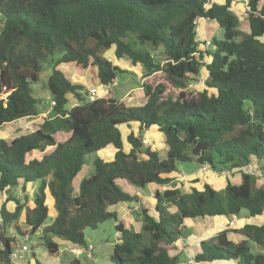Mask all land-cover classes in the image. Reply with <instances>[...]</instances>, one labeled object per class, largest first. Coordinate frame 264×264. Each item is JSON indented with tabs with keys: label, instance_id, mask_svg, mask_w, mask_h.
Segmentation results:
<instances>
[{
	"label": "trees",
	"instance_id": "1",
	"mask_svg": "<svg viewBox=\"0 0 264 264\" xmlns=\"http://www.w3.org/2000/svg\"><path fill=\"white\" fill-rule=\"evenodd\" d=\"M206 2L0 0V96L5 95L0 98V129L41 114L31 85L39 81L43 65L52 69L47 118L33 132L0 139V264H11L16 236L29 242L41 230L38 241L55 256L62 246L87 248L84 230H96L110 219L117 221L110 264H179L174 244L186 220L235 218L242 211L263 220L222 229L201 241L193 263L264 264V254L250 248L264 249V42L259 40L264 36V0H248L247 32L232 13L231 0L204 7ZM196 19L221 31L219 38L216 32L208 38L209 49L197 38ZM112 48L116 59L142 67L138 106L116 98L90 100L84 85L63 74L61 66L91 67L105 88L125 73L103 57ZM201 69L205 88L188 91L189 78ZM121 127L129 130L125 141ZM149 131L163 137L164 158L143 145ZM109 147L112 160L96 156L93 172L74 191L85 156ZM192 163L214 172L226 170L238 182L228 181L222 193L208 185L188 193L155 192L152 208L141 207L138 231L108 211L138 202L116 180L148 191L152 185L168 184L165 176ZM249 165H254V174L245 171ZM33 186L28 200L27 188ZM17 189L23 201L15 197ZM48 199L56 215L44 225ZM228 233L242 239L234 243ZM32 262L42 264L34 255ZM66 264L84 263L75 258Z\"/></svg>",
	"mask_w": 264,
	"mask_h": 264
},
{
	"label": "rangeland",
	"instance_id": "2",
	"mask_svg": "<svg viewBox=\"0 0 264 264\" xmlns=\"http://www.w3.org/2000/svg\"><path fill=\"white\" fill-rule=\"evenodd\" d=\"M233 12L237 15L239 20L240 28L245 27V17L246 10L243 8L242 11H238L232 6ZM202 22H198L197 31H198V39H204L203 33L201 34V25ZM209 29L205 31L206 35L210 36L211 33L208 32ZM208 36L206 38H208ZM216 37L221 36V31H217L215 34ZM260 41L264 42V36H262ZM108 61H110L113 65L119 67L123 73L119 78H117L112 84L109 86V89H105L102 87L97 78L94 68L81 69L73 64L68 66H62L63 74L66 78H69L74 83H81L84 87L89 90L94 88L96 90L95 98H116L120 100L123 104L127 106H138L142 103V92H141V84L144 82V72L140 65L133 66L126 59H116L114 57V49H110L104 55ZM155 59L157 61L162 62L163 58L160 54H155ZM52 72L51 67L46 64L43 65V69L39 75V81L35 84L31 85L32 95L34 98L38 99V109L41 111V114L34 118H26L21 121H17L15 123H9L3 126L0 129V139H4L6 141H10L16 137H19L24 134H28L33 132L38 128V126L43 122L44 119L47 118L49 109V100L47 97V80ZM66 72V73H65ZM71 75H70V74ZM205 81V74L203 69H201L200 74L198 76H192L188 80L187 90L199 92L202 91ZM173 88L170 87V91ZM174 91H177L174 89ZM5 97V95L0 96V98ZM89 97V94H88ZM69 104L72 105L75 101L69 97ZM132 130L136 131V126H132ZM122 137H124L128 133V128L121 127L120 128ZM142 143L144 146L148 147L150 151H154L158 153L159 157L162 159L165 157L166 153V145L164 143L163 137L158 134L156 131L147 132L143 139ZM125 148L127 149V144L125 142ZM114 150L110 147L102 151L101 153L95 155H86L85 163L81 168L80 173L76 176L72 183V187L74 191H77L78 184L81 179L88 177L93 172V159L98 156L103 161L112 160ZM184 170V171H183ZM179 168L178 171L165 176L169 178L171 181L166 185L153 186V188H149V190L138 191L134 189L131 185H129L124 180H116V185L124 192L136 198L138 202L133 204H119L118 206L109 207L108 211L112 212L115 209L117 213L118 221H122L127 228H130L134 231H138L141 227V207H151L155 204L156 197L155 192L160 195L165 190L177 189L181 193H188L192 189H196L198 191L203 190L204 185H208L215 191L222 193L224 191L225 185L228 181L237 183L238 178L232 177L229 175L228 171L224 170L219 172H214L209 170L207 167H197L195 164H186L184 167ZM245 171L248 173H255L254 165H249ZM28 200L32 198L33 191L35 190V186L28 187ZM155 191V192H154ZM23 194L19 189L15 191V197L23 201ZM2 199L0 197V205L2 203ZM31 202V201H30ZM10 208H13V204L10 203ZM46 206L48 208V217L44 223V225H48L51 223L53 218L56 215V211L53 207L52 199H48L46 202ZM210 219L208 218H198L195 220H186L185 223L189 222V226L187 225V229L183 228L182 236L174 244L176 251L174 254H177L181 260L180 264H195L193 263L192 258H189V250L193 245H198L201 240L209 239L215 235L216 232L222 229H240L244 224H260L263 220V217L250 218L247 216L245 211H242L238 217L224 218V217H216L214 222L209 226ZM221 221V223H219ZM117 221L113 219L106 220L102 224L98 225L96 230L86 229L84 230V239L86 245H90L92 247L91 258L85 259V253L75 254V252L68 250L65 246H62L59 250V253L55 256L49 255L45 248L41 245V242L38 241V238L41 236V230L38 231L36 235L30 236V241L24 239L21 242V238L16 236V244L14 248H17L18 245H26L28 246V252H25L19 258H11V264H33L32 263V255L41 262L42 264H66V262L78 259L84 264H110L109 255L112 248V245L116 241L117 232L115 231V225ZM22 229L26 227L24 225H20ZM208 227V228H205ZM10 235H14V230L10 229ZM228 239L234 243L239 242L242 238L237 234L228 233ZM29 239V238H28ZM19 248V247H18ZM252 253H260L264 254V249L257 247L255 245L250 244ZM191 260V261H189Z\"/></svg>",
	"mask_w": 264,
	"mask_h": 264
},
{
	"label": "built area",
	"instance_id": "3",
	"mask_svg": "<svg viewBox=\"0 0 264 264\" xmlns=\"http://www.w3.org/2000/svg\"><path fill=\"white\" fill-rule=\"evenodd\" d=\"M239 1H241V3L244 5V7H245V9L247 11L248 10V0H239ZM209 4H211L210 0H207V2L204 4V7H208ZM200 20L201 19H196L195 20V26H196L197 34H198L197 26H198V22H200ZM203 41H204V44L202 45V48L203 49H209L210 46H211V43H210L209 39H204ZM110 85L105 86V89H109ZM96 93L97 92H96V90L94 88L89 89L88 90L89 99L90 100L96 99L95 98L96 97ZM18 247L17 248H13V251H12V253L10 255V258H19L22 255H24L25 252H28V250H29L28 246H26V245H18ZM68 250L75 252V254L85 253V258L86 259H91L92 247L90 245L87 248L68 247Z\"/></svg>",
	"mask_w": 264,
	"mask_h": 264
},
{
	"label": "crops",
	"instance_id": "4",
	"mask_svg": "<svg viewBox=\"0 0 264 264\" xmlns=\"http://www.w3.org/2000/svg\"><path fill=\"white\" fill-rule=\"evenodd\" d=\"M224 2V0H210V3L211 4H222ZM231 11H232V13L237 17V15L233 12V10H232V6H234V8L235 9H237L238 11H242V9L244 8L245 9V7H244V5L241 3V1H239V0H231ZM246 10V9H245ZM238 18V17H237ZM245 21H246V19H245ZM200 22H202L201 23V25H200V28H201V34L203 33V36H204V39H208L210 36H208V35H206V33H205V31L207 30V29H209L208 30V32H210L211 34H213V33H215L216 31H215V26L214 25H211L210 23H208L206 20H204V19H201L200 20ZM241 30L242 31H244V32H247L246 30H245V28H244V26H243V28H241ZM208 36V38H206ZM197 38H198V34H197ZM204 39H201L202 41L204 40ZM200 40V39H199ZM61 69H62V66H61ZM66 73V72H65ZM70 74V73H69ZM71 75V74H70ZM69 79V78H68ZM70 80V79H69ZM34 118V117H33ZM23 120V119H22ZM19 121H21V120H19ZM17 122V121H16ZM12 123H15V122H12ZM153 186L154 185H152V186H150L149 188H153ZM135 189V188H134ZM140 191V190H139ZM155 192V191H154ZM127 205H129V204H127ZM149 207V206H148ZM114 208V207H113ZM112 211H114V212H116L115 211V209H113ZM117 214V213H116ZM203 219V218H202ZM216 219V217H214V218H211L210 219V224H209V226L212 224V222H214V220ZM195 220V219H194ZM208 220H209V218H208ZM219 223H221V221L219 222ZM189 224V222L187 223V225ZM184 226H183V228H186L187 229V225H186V223L184 222V224H183ZM189 226V225H188ZM183 228H182V230H183ZM205 228H208V227H205ZM220 231V230H219ZM183 232V231H182ZM217 233V232H216ZM205 240H207V239H204V240H201V241H205ZM201 241H200V243H201ZM199 243V244H200ZM199 244L198 245H193L192 247H190V250L188 251L189 252V255H188V257L189 258H193V256L199 251L198 249H199ZM175 251H176V249H175ZM174 253V252H173ZM86 259V258H85ZM92 260H93V258H91ZM189 261H191V260H189ZM69 262V261H68ZM33 263V262H32ZM67 263V262H66ZM180 263H181V261H180ZM179 263V264H180Z\"/></svg>",
	"mask_w": 264,
	"mask_h": 264
}]
</instances>
